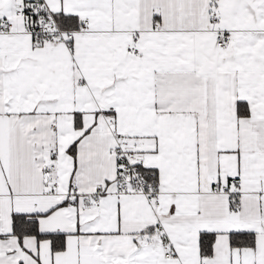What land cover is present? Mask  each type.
I'll return each mask as SVG.
<instances>
[{
	"label": "snow or ice",
	"instance_id": "snow-or-ice-1",
	"mask_svg": "<svg viewBox=\"0 0 264 264\" xmlns=\"http://www.w3.org/2000/svg\"><path fill=\"white\" fill-rule=\"evenodd\" d=\"M0 264H264V0H0Z\"/></svg>",
	"mask_w": 264,
	"mask_h": 264
}]
</instances>
